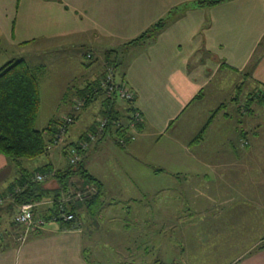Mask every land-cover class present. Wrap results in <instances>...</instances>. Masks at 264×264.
Segmentation results:
<instances>
[{"label": "crops", "instance_id": "obj_1", "mask_svg": "<svg viewBox=\"0 0 264 264\" xmlns=\"http://www.w3.org/2000/svg\"><path fill=\"white\" fill-rule=\"evenodd\" d=\"M199 1L0 0V68L17 60L16 55H23L21 50L32 45L44 52L54 50L53 45L62 41L79 40L94 50L107 48L101 75L83 77L80 87L69 86L78 91L102 79L114 65L108 53L117 58L126 56L123 75L116 81L135 93L133 106L142 114L143 123L140 129L132 130L134 139L125 149L110 143L109 134L91 143L89 150L93 148L95 160L108 153L111 158L105 162L123 164L128 176L130 166L131 170L142 169L146 181H138L137 173H130L129 181L136 187L153 186L163 175L176 180L178 192L170 184L156 194L168 204L172 200L180 204L178 226L185 216L197 218L200 226L206 224L214 249L225 247L228 251L226 262L219 261L221 264H264V250L244 256L245 250L264 237V97L248 101L252 109L243 117L234 114L235 108L220 114L234 97L240 103V96L244 101L247 93L246 101L256 89L264 91V0H228L203 7L197 5ZM161 19L167 20V25L155 39L132 42ZM62 47L55 45L56 50ZM11 49L20 53L7 54ZM88 52L93 56L91 50ZM19 60L35 71L41 67L38 83L45 77V64L32 67L25 58ZM115 63L119 64L117 59ZM86 66L89 72L94 68ZM68 98V94L63 95L65 109L58 121L73 111L76 101L70 103ZM234 118L243 125L230 128L227 121ZM208 123L203 138L195 141ZM221 139L230 140L223 148L217 147L213 156L204 152L208 140L218 143ZM244 140L249 144L242 148ZM66 142L78 140L66 137ZM109 144H115L123 155ZM89 150L84 153L83 168L93 174L88 165ZM65 154L63 145L60 155L66 160ZM48 164L55 171L62 168L33 160L16 163L0 155V197L8 196L21 170L32 173ZM106 167L108 171L113 168ZM117 174L119 178L126 176ZM93 175L103 183V206L90 212L76 203V228L66 229L60 222L50 221L22 243L18 240L21 227L13 222L18 205L10 200L0 206V264H152L160 246L155 236L160 229L149 207L155 202L154 193L133 195L132 204L118 207L107 203L105 184L116 174L107 173L105 178ZM45 185L46 191L57 187L55 179ZM189 187L193 188L191 194L186 192ZM51 205L52 198L42 200L36 206L37 215H49ZM207 218L211 223L204 220ZM200 226L195 223V227ZM200 233L206 234L203 230ZM162 246H167L164 240ZM87 255L94 257L93 261ZM212 258L218 262V253Z\"/></svg>", "mask_w": 264, "mask_h": 264}, {"label": "rangeland", "instance_id": "obj_2", "mask_svg": "<svg viewBox=\"0 0 264 264\" xmlns=\"http://www.w3.org/2000/svg\"><path fill=\"white\" fill-rule=\"evenodd\" d=\"M55 45L56 46L61 45V47L62 46L63 47L61 49L56 50ZM52 48L56 51L45 50L44 52H41L36 50V45H32L21 50L24 51L23 55H16L20 53L17 50L11 49L7 51V54L16 55L15 58H17V60L25 58L32 67L40 64L46 65V75L44 78L39 79L42 105L40 109L41 110L40 116L36 123V128L38 130H44L47 127L49 120L53 118L56 119L61 116L63 110L65 109L64 106L65 100H63V95L65 94L69 95L68 101L70 103H74V101L78 100L77 97L78 92L75 89H73V87L69 89V86H71V84L74 87H80L83 85V79H82L83 77L98 78L101 75L103 69V64L101 61L105 57V54H107V50H108L107 48H105L104 50L102 49L94 50L90 46L85 47L83 44L79 43V40L76 41V43H74L73 41H69V42L62 41V43L54 44ZM90 50L93 52L92 53L93 56H91L90 53L88 52ZM108 54H111V52ZM126 58H127L126 56H121V54L120 57L117 58V56L113 54L111 60H109L110 63L115 64L117 59V62L119 63L115 69L113 68L115 70V74L118 80H120V78L123 75L122 64L124 61H126ZM86 65L94 66V68L89 72L87 70L88 66ZM109 68L112 67L110 66L108 67V69ZM254 92L255 94H253L252 97L249 96L248 100L245 101L247 94L245 91L246 94L245 96H243L244 101L243 98L240 96L241 98L240 103L237 102V97H234L232 101L228 103L227 108L225 107L221 109L220 114L222 115L224 113H228L230 112V108H235L233 112L237 117L239 115L242 117L248 115L250 109H252L251 105L249 106L248 101L258 100L260 96L264 97V91L256 89L255 91H253V93ZM102 102H103V98L100 97L94 103L90 104L86 108H83V110L81 111V116L80 118H78L79 120L76 119L77 122L74 125H72L73 126L72 129L69 135H67V138L69 140H72L73 142L78 140L77 143L74 144L71 143V145L78 144L80 143V141L88 140V134L94 132L91 130H87L88 127L91 125L93 126L94 124H96V122L100 123L102 121L103 119L101 116ZM128 105L129 103L127 101L118 98V109H120L124 115L126 114V108ZM235 119L236 118H234L232 121H227L230 128L231 127L234 128L238 125L241 127V123L243 125V122L241 121L238 122ZM142 123L143 121L140 124ZM263 127H264V121H262L261 119V128L263 129ZM83 133L86 134V137L84 135L85 140H81L82 139L81 135ZM80 136L81 138H79ZM132 137L134 136L132 135ZM109 138H111V140L110 139L108 140L110 141V143L114 141L113 134L110 133ZM97 140L98 138L96 139V141ZM229 140L230 139H221L219 140L218 143H211V141L208 140V142H206L203 147L204 152L208 151L207 154L209 156H213L214 151L218 152L216 148L217 147L223 148V146L227 145V142ZM238 140L239 138L235 136L234 141L238 142ZM248 144L249 142L246 140L240 143L242 148H245ZM66 145H70V144L66 142ZM66 145L64 146L66 147ZM236 145H238V143H236ZM90 146L91 143L89 145V148ZM62 147L63 145L54 146L53 149L49 151V153L51 152L53 155L48 153L38 158L22 159L21 161L33 160L38 164H46L51 162L54 165L61 166L62 169L66 168L69 162L66 154H65L66 160L62 157V155H60ZM109 147L115 149V152L118 155H123L122 151L119 148H117L115 144L112 145L109 144ZM221 156L225 157L226 154H222ZM95 157L96 156L93 151V148H91L88 152V165L91 168L90 171L93 174H95L96 176L100 175L101 178L107 177L105 176L107 175V173H111L114 175L116 174L115 177L109 176L107 181H105V184L107 185V189H108V192L106 193L108 204H116V206L120 207L121 205L132 204L131 201L132 199L135 198L133 195H137L141 193L144 194L154 193L155 202L149 203V207L150 209L154 210L155 221L157 222L156 224L160 229V233L155 234V236L158 238L157 241L160 242V246L157 247L155 250L154 255L155 254L156 255L154 257L152 264H217L219 261L226 262V258H227L226 254L228 251L224 250L225 247H223L224 249L222 248L218 250L214 249L213 245H211L212 234L207 230L206 224L200 226V224L196 220L197 218H191L190 216H185L179 219L183 221L182 226H178L177 221H178V213L181 209L179 208L180 204L178 202H174L173 200L170 202L171 204H168L165 200L162 201L163 197L157 196L156 194L157 192H161L164 189V186L166 187L167 185L170 184L173 187L172 189L176 188L175 191L178 192L179 186L177 185L176 180L169 178L167 175H163L156 180V183L153 186L138 185V187H136L135 185H133L132 182L129 181L131 179L130 173L134 174L136 172L138 177L136 180L143 182L146 181L147 176L145 177V175H143L144 171L142 169L135 168L131 170V166H130V171H128L129 174L128 176L126 174L127 172L126 169L122 167L123 164L121 160L117 161L120 164H122L119 166L118 163L112 164L113 162L110 163L105 162V160L111 158L108 155V153L101 156L100 157L101 160L99 161L95 160ZM107 165H111L113 166V168H110V170L108 171V169H106ZM82 166L86 167L84 165V160ZM74 168L76 169L77 167L74 165ZM117 173H120L122 175L126 174V176H124V178H119V175ZM53 176H54L53 174L47 176L46 178L47 180H45L44 182H47L49 179H52ZM143 177L145 179H142ZM15 178L16 177H14L13 181L15 180ZM83 182H84L83 179H81L80 177H77L75 179V183L76 185H78V187L83 186V184H85ZM129 182L132 184L131 186L128 185ZM96 188H97L96 186H91L90 188H86V187H83L82 189L78 188L79 190L74 189L73 192L68 194V197L67 196L62 197L63 201L61 203L64 204L65 210L71 213L70 211L71 209H69L68 203L71 201L83 202L84 200L91 198L92 197L91 195L97 192ZM192 189H193L192 187H189L188 189L186 188V192L191 194ZM17 191H20V189H18ZM88 192L90 195L89 197L87 194ZM4 197H0V200H2L0 206H5L8 202H10V200L14 202V199L10 193L8 194V196L5 197V199ZM67 199H70L69 202L66 201ZM17 209H19V206L17 207ZM162 214L166 215V217H162ZM54 220L55 219L52 218L50 221H54ZM75 220L78 222L77 214H75ZM204 220H207L211 223L210 218ZM50 221H48V224ZM222 221L226 223L227 219L224 218L222 219ZM195 223L198 224L200 228L195 227ZM224 226H226V224H224ZM202 230L206 234L200 233V231ZM219 230H221V227L219 228ZM205 237L207 238L206 242L204 241ZM163 240L165 241L167 246H162ZM262 250H264V237L261 238L258 243L256 242V244L255 243L252 244L251 249L247 251L245 250L244 256L246 254L249 256H254V254L259 253ZM91 252L94 253V251ZM216 252L218 253V257H219L218 262L212 258L215 256ZM88 258H90V260L93 261L94 257L92 258V256L90 255L88 256ZM218 264H221V262H219Z\"/></svg>", "mask_w": 264, "mask_h": 264}, {"label": "trees", "instance_id": "obj_3", "mask_svg": "<svg viewBox=\"0 0 264 264\" xmlns=\"http://www.w3.org/2000/svg\"><path fill=\"white\" fill-rule=\"evenodd\" d=\"M225 1L228 0H202L197 5L201 7L216 6ZM166 25L167 20L161 19L132 42L155 39ZM109 55L111 60L113 54ZM116 66L115 63L111 67L115 69ZM40 69L41 67L36 71L31 69L24 60H12L0 68V155H4L14 162H20L22 159H34L48 154L49 146L57 139V134L62 124L60 120L54 119L48 123L44 130L41 131L36 128L41 106L37 73ZM102 79H97L89 83L85 88L78 90L77 96L78 99L84 100V108L97 101L100 97L103 98L101 116L107 120V125L99 138L111 133L113 134L114 143L118 147L125 149L132 141L130 121L134 111L137 109L133 106V103H129L126 109L127 115L125 116L118 109L119 97L107 95L106 90L102 86ZM125 118L126 121H124ZM124 122L128 123L125 124ZM97 125L94 124L90 130L95 131ZM208 125L209 123L201 130L195 141L203 138ZM138 128H141V124L137 125ZM84 135L86 137L84 133L81 140H85ZM82 163L83 161L78 163L76 169L68 164L66 168L55 171L53 166L48 164L32 173L21 170V177L10 185L9 193L18 206L26 203H32L37 206L45 198H52L50 214H45L46 220L50 221L52 218L58 217L63 195L68 197V194L73 192L74 189L79 190L78 188L96 186L97 192L91 195V198H86L87 200L80 202L81 206L86 207L88 211L96 212L103 206V183L88 170H84ZM38 173L53 174L52 179H55L57 187L53 191H46L49 189L45 187V182L34 181V177ZM77 177L83 179V183L86 185L83 184V186L78 187L75 183ZM18 189L20 191H17ZM69 203V209L75 215L78 210L76 203H79V201ZM35 213L36 215L38 213L37 207H35ZM57 221L66 229L76 228L77 221L75 219L73 221L58 219Z\"/></svg>", "mask_w": 264, "mask_h": 264}, {"label": "built area", "instance_id": "obj_4", "mask_svg": "<svg viewBox=\"0 0 264 264\" xmlns=\"http://www.w3.org/2000/svg\"><path fill=\"white\" fill-rule=\"evenodd\" d=\"M102 86L106 90L108 96H118L120 99L131 104L135 101V93L130 89V87H128L125 83H117L115 70L113 68H109L105 72V77L102 79ZM83 108L84 100L78 99L76 104L73 106L72 113L63 119L57 134V139L49 146V150H51L54 146L66 145L68 129L75 124L77 115ZM142 121V114L138 110L134 111L130 121L131 129L137 130V125ZM106 125L107 120L102 119L96 130L88 134V140L80 141V143L75 145H66L65 150L70 165L76 166L82 161L83 154L88 150L90 143L96 141V139L99 138ZM132 139H134V137H132ZM47 176L49 175L38 173L34 177V181L39 183L44 182L47 180ZM69 200L70 199H67L66 201L69 202ZM1 202L2 200H0V203ZM35 207L36 205L32 203L20 205L16 215L13 218V222L18 227H21V231L19 233L20 236L18 238L19 242L24 243L31 234L43 230L48 224V221L44 216L36 215ZM53 219H55L54 221H57L58 219H63L64 221H73L75 219V215L73 213L67 212L65 210L64 204L61 203L59 207V215ZM1 239L2 236L0 234V242Z\"/></svg>", "mask_w": 264, "mask_h": 264}]
</instances>
